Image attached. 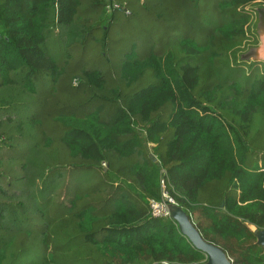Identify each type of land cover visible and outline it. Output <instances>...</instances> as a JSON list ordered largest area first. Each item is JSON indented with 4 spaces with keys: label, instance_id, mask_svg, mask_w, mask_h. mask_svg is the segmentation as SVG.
Instances as JSON below:
<instances>
[{
    "label": "trees",
    "instance_id": "16d2710c",
    "mask_svg": "<svg viewBox=\"0 0 264 264\" xmlns=\"http://www.w3.org/2000/svg\"><path fill=\"white\" fill-rule=\"evenodd\" d=\"M152 1L0 0V264H204L151 215L161 170L206 242L264 264V62L242 59L264 0L222 1L202 40L168 33L199 0ZM138 16L159 20L149 53L85 69Z\"/></svg>",
    "mask_w": 264,
    "mask_h": 264
},
{
    "label": "rangeland",
    "instance_id": "374dc122",
    "mask_svg": "<svg viewBox=\"0 0 264 264\" xmlns=\"http://www.w3.org/2000/svg\"><path fill=\"white\" fill-rule=\"evenodd\" d=\"M157 1L159 0L152 1L151 2L152 6ZM222 1H225V0H199V4L197 8L193 12L186 11V10L185 12H183L184 10H182L180 12L181 17L177 21L175 28L168 30V33H170V35H173L172 33H174V35L171 38H177V39L192 38V39H199V40L206 38L208 34L212 33V31L221 24L219 19L216 18V15L218 11L217 10L218 5ZM192 3H195V2H192ZM180 8H182V6L179 7L178 9ZM256 9L257 8H253L252 10L255 12ZM212 17H215V19L214 18L212 19ZM122 18L124 17L122 16L121 13H118L116 15V21L117 19L121 20ZM130 23L132 24V28L134 31L126 30L125 27L122 29L123 31L122 45H120L119 48L118 46L115 47L116 52H114V55H113L116 61L113 63L110 57L111 65L109 66V65L103 64L100 60L97 59L100 55V50L102 47L100 45L97 48L94 46H88V47H85V49H83L84 50L83 53H81V56L89 61V63L85 65V69H99L104 73L105 72L112 73L120 69L119 65L123 62L125 57L130 58L133 56V55H130V53H131V50L134 49L135 47L139 48V51L136 52L137 57L139 56L141 57V55L144 56L149 53V51L152 49L151 47L152 44L150 42V37L153 38V35H150L153 33L152 26L157 25L159 23V20L151 19L148 22L144 23L142 19H140V17L138 16L136 19L132 18L130 20ZM142 24L147 26L146 30L148 29L149 31L148 33L144 32L139 37L137 35V32L142 29ZM204 32H207L206 33L207 35H203ZM163 45H166V44H163ZM154 47H155L154 50L159 49L157 46H154ZM122 50H124L125 53L124 55L121 56L120 51ZM115 64L118 65L119 67L118 69L115 68L114 66ZM84 90H85L84 84L79 82L78 88L71 87V89L68 91L71 93H74L73 95H76L74 99L75 101H82L84 99V95H83ZM73 98L74 97L71 96L70 100L72 101ZM161 200H162V191L160 190L159 198H157L155 201L159 202Z\"/></svg>",
    "mask_w": 264,
    "mask_h": 264
},
{
    "label": "water",
    "instance_id": "95a60500",
    "mask_svg": "<svg viewBox=\"0 0 264 264\" xmlns=\"http://www.w3.org/2000/svg\"><path fill=\"white\" fill-rule=\"evenodd\" d=\"M258 37L259 44L255 48L250 49L242 56L245 61L264 62V8H258ZM170 219L175 222L179 232L187 238L190 244L201 251L207 257L204 264H232L227 255L218 247L206 242L195 225L192 223L190 216H188L182 208L178 205H171ZM257 237V244L264 248V230L255 231Z\"/></svg>",
    "mask_w": 264,
    "mask_h": 264
},
{
    "label": "built area",
    "instance_id": "2783aa9c",
    "mask_svg": "<svg viewBox=\"0 0 264 264\" xmlns=\"http://www.w3.org/2000/svg\"><path fill=\"white\" fill-rule=\"evenodd\" d=\"M103 166H106L103 164ZM166 173L161 170V183L160 190L162 191V200L155 201L151 200L149 202L151 215L153 218H165L170 217V206L175 205V202L170 198L168 191L166 190V182H165Z\"/></svg>",
    "mask_w": 264,
    "mask_h": 264
}]
</instances>
